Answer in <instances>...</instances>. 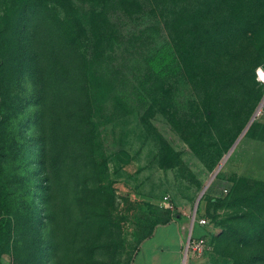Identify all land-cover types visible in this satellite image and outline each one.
<instances>
[{"label":"rangeland","instance_id":"1","mask_svg":"<svg viewBox=\"0 0 264 264\" xmlns=\"http://www.w3.org/2000/svg\"><path fill=\"white\" fill-rule=\"evenodd\" d=\"M87 3H76L81 54L65 52L74 66L43 103L37 139L19 129V107L0 127V217L4 204L10 219L1 263L132 264L171 220L206 235L205 261L250 258L254 248L226 255L217 238L226 217L259 209L264 221V85L253 77L264 67V0H109V24L85 15ZM12 4L0 0V17ZM94 29L98 40L111 35L110 47H93ZM236 190L240 207H223Z\"/></svg>","mask_w":264,"mask_h":264},{"label":"trees","instance_id":"2","mask_svg":"<svg viewBox=\"0 0 264 264\" xmlns=\"http://www.w3.org/2000/svg\"><path fill=\"white\" fill-rule=\"evenodd\" d=\"M108 1L13 0L10 8L12 13L6 12L0 17V127L8 126L15 108L19 107L18 114L21 117L19 129L24 127L28 132L34 133V140L37 139L42 123L43 103L49 96L55 97L57 90L63 87L64 81L68 79L69 70L74 66V63H70L71 57L65 52L71 49V53L81 54L77 47L81 38L79 31L85 32V29L84 19L79 16L82 14L76 3L80 2L84 5L91 2V5H88L91 7L89 11H85V15L98 17L104 15L106 24H109L110 20L107 16L109 10L106 8ZM135 1L139 8L150 2V0ZM92 3L95 5L93 6ZM48 6L51 7V15H53L49 21L55 24L57 32L51 27V23L47 30L39 29L41 15L50 11ZM92 25L97 27L95 22H92ZM97 32L99 31L94 29L89 37L93 47L99 48V43H104L105 48L110 47L111 35L104 29L98 40ZM260 67L264 69L262 65ZM256 69L253 71V77L256 84L262 86L256 80ZM74 76H77V72ZM217 106L212 107L214 114L224 113L219 112ZM235 194L234 201L230 199L223 207L227 209L240 207L241 195L237 190ZM262 195L261 192H256L255 200L260 201ZM261 215V210L257 209L248 210L247 215L240 217H226L224 230L217 238L220 251L226 255H233V251L230 253L229 250L236 249L239 244L256 250L250 258L235 254L234 264H264V221ZM8 226L10 219L5 205L2 204L0 234ZM9 239L10 235L7 240Z\"/></svg>","mask_w":264,"mask_h":264},{"label":"crops","instance_id":"3","mask_svg":"<svg viewBox=\"0 0 264 264\" xmlns=\"http://www.w3.org/2000/svg\"><path fill=\"white\" fill-rule=\"evenodd\" d=\"M187 226L184 221L177 220H171L156 226L151 234L142 240L134 255L132 264L136 260H138V264H169L171 261L174 264H183L184 249L188 238ZM157 233L159 234L157 244L151 250H148L144 256L141 255V250L145 248ZM196 264L204 263L198 262Z\"/></svg>","mask_w":264,"mask_h":264},{"label":"built area","instance_id":"4","mask_svg":"<svg viewBox=\"0 0 264 264\" xmlns=\"http://www.w3.org/2000/svg\"><path fill=\"white\" fill-rule=\"evenodd\" d=\"M256 80L264 85V69L262 67L256 69ZM194 223L202 229L209 228L208 220L206 218L198 217L196 214L194 217ZM212 246V243L209 242L205 234L193 236V229H191L184 249L183 264H196L198 262L213 264L204 259L206 252L209 251Z\"/></svg>","mask_w":264,"mask_h":264},{"label":"water","instance_id":"5","mask_svg":"<svg viewBox=\"0 0 264 264\" xmlns=\"http://www.w3.org/2000/svg\"><path fill=\"white\" fill-rule=\"evenodd\" d=\"M264 101V98H263ZM263 101L261 102L260 106L263 104ZM254 120V115L252 116V118L250 119L248 125L246 126V128L243 130V132L241 133V135L239 136V138L236 140V142L234 143V145L231 147V149L229 150V152L227 153V155L225 156V158L223 159L222 163L220 164V166L218 167V169L215 171L212 179L214 178V176L218 173V171L220 170V168L222 167V165L224 164V162L226 161V159L228 158V156L231 154V152L233 151V149L235 148L236 144L238 143V141L240 140V138L244 135V133L247 131L248 127L250 126V124L252 123V121ZM204 192V191H203ZM195 214V213H194Z\"/></svg>","mask_w":264,"mask_h":264}]
</instances>
